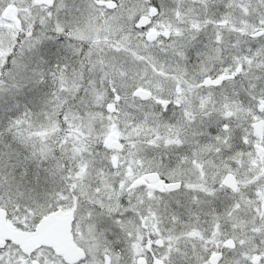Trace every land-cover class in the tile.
I'll use <instances>...</instances> for the list:
<instances>
[{"label":"snow or ice","instance_id":"snow-or-ice-1","mask_svg":"<svg viewBox=\"0 0 264 264\" xmlns=\"http://www.w3.org/2000/svg\"><path fill=\"white\" fill-rule=\"evenodd\" d=\"M0 264H264V0H0Z\"/></svg>","mask_w":264,"mask_h":264}]
</instances>
